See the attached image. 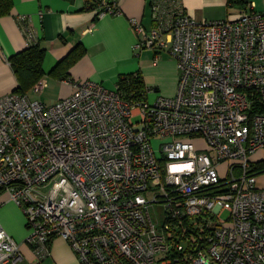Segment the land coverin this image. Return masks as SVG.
<instances>
[{
	"label": "built area",
	"instance_id": "obj_1",
	"mask_svg": "<svg viewBox=\"0 0 264 264\" xmlns=\"http://www.w3.org/2000/svg\"><path fill=\"white\" fill-rule=\"evenodd\" d=\"M98 8L119 12L113 0ZM154 18L165 23L131 20L135 48L175 57L177 93L133 101L118 86L63 80L74 92L52 104L1 97L0 191L24 211L39 259L62 237L83 264H264V188L252 159L264 148V11L198 21L162 0ZM29 20L20 16L33 39ZM48 86L43 77L33 90ZM23 257L0 223V264Z\"/></svg>",
	"mask_w": 264,
	"mask_h": 264
},
{
	"label": "crops",
	"instance_id": "obj_2",
	"mask_svg": "<svg viewBox=\"0 0 264 264\" xmlns=\"http://www.w3.org/2000/svg\"><path fill=\"white\" fill-rule=\"evenodd\" d=\"M12 1L11 12L0 16V98L18 92L19 78L11 58L36 43L46 49L43 77L49 79V86L44 91L53 85L58 92L55 102L74 92L73 86L63 80H94L109 89H115L120 75L139 71L144 76L149 95L154 91L164 96L177 93L179 69L175 57L163 50L135 48L139 37L131 20H139L148 30L164 24V19L163 23H158L154 18L156 6L162 0H113L119 12L104 16H99L100 0ZM177 2L186 14L198 21L235 19L249 7L264 11V0ZM21 15L30 16L28 25L34 32L33 39L20 21ZM73 51L80 55L69 66L66 74L54 72ZM158 54L160 59L155 64L154 59ZM33 87L27 92L30 98V94L36 93ZM263 158L264 148L253 154V162ZM258 184L264 188V174L258 175ZM0 223L22 247L24 257L19 264H83L70 243L62 237L52 240L50 256L37 258L25 242L31 231L27 217L6 191L0 192Z\"/></svg>",
	"mask_w": 264,
	"mask_h": 264
},
{
	"label": "trees",
	"instance_id": "obj_3",
	"mask_svg": "<svg viewBox=\"0 0 264 264\" xmlns=\"http://www.w3.org/2000/svg\"><path fill=\"white\" fill-rule=\"evenodd\" d=\"M12 7V0H0V16L9 14ZM45 54L46 49L39 43H36L18 52L11 58L12 66L19 78V86L16 88L19 93L27 94V92L45 75L43 69ZM78 55H80V53L73 51V53L61 61L54 72L59 71L60 75L66 74L69 66L75 61ZM118 87L129 100L139 101L145 100L148 97L149 88L145 84L144 76L140 71L120 75ZM253 166L257 175L263 173L264 158L254 162Z\"/></svg>",
	"mask_w": 264,
	"mask_h": 264
},
{
	"label": "rangeland",
	"instance_id": "obj_4",
	"mask_svg": "<svg viewBox=\"0 0 264 264\" xmlns=\"http://www.w3.org/2000/svg\"><path fill=\"white\" fill-rule=\"evenodd\" d=\"M159 95H161V94L159 92H155V91L153 93H150V95H149L150 102H153ZM30 96H32L31 98L34 100L35 99L41 100L43 102L52 104L53 102H55L57 100L58 92L55 89V87L52 85L49 88H47L42 94L32 93V94H30ZM194 142L196 143L197 147L200 149L201 148L204 149V148L208 147V144L204 140L197 139ZM252 159H253V155H252ZM220 172L223 176H226V174H227V165L226 164H224L220 167ZM261 174H264V172ZM43 191L46 192L47 190L45 189ZM151 211H152L154 221L157 224L163 222V215L162 214H163L164 210L160 206H157L156 208L152 207Z\"/></svg>",
	"mask_w": 264,
	"mask_h": 264
}]
</instances>
